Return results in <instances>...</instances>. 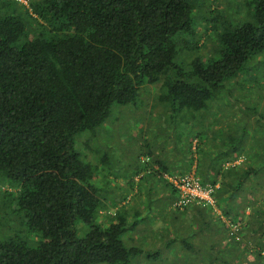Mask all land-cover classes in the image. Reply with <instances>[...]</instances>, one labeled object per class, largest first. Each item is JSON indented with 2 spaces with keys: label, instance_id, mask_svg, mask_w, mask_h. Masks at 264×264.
Listing matches in <instances>:
<instances>
[{
  "label": "trees",
  "instance_id": "1",
  "mask_svg": "<svg viewBox=\"0 0 264 264\" xmlns=\"http://www.w3.org/2000/svg\"><path fill=\"white\" fill-rule=\"evenodd\" d=\"M206 1L0 0V231L8 232L0 264H132L171 243L149 238L151 253L131 245L136 237L127 233L154 202L148 194L105 195L100 169L87 160L95 133L83 132L95 131L115 102L135 104L143 84L160 80L165 108L215 109L227 80L264 51V0H246L244 20L230 17L233 7L220 0L207 10ZM207 45L216 57L177 60ZM218 106L226 120L194 136L196 150L209 153L199 165L171 173L156 165L172 205L192 216L173 223V238L183 243L179 252L202 253L199 264H264V175L255 182L264 152L245 141L252 115L235 121L236 109ZM172 177L212 188L214 202L178 204L182 191Z\"/></svg>",
  "mask_w": 264,
  "mask_h": 264
},
{
  "label": "rangeland",
  "instance_id": "2",
  "mask_svg": "<svg viewBox=\"0 0 264 264\" xmlns=\"http://www.w3.org/2000/svg\"><path fill=\"white\" fill-rule=\"evenodd\" d=\"M210 1H206V7L209 6L207 10L215 7L212 5L213 3L210 6ZM220 2L227 8L233 7L229 12L233 19L244 20L249 12L246 0H220ZM202 27V35L208 34L204 26ZM209 37L214 41L213 36ZM192 38L189 37V39ZM202 38L206 39V37H198V41H203ZM213 45L211 52L208 51L210 45L202 48V51L186 50L184 55L181 58L179 56L177 60H187V57L190 56L203 58L204 56L200 52L203 55L211 53L212 57H216ZM241 75L236 79L227 80L229 83L221 89L217 104L220 105V108L221 105H229V109L231 107L236 109L234 110L235 115H233L235 121L240 118L244 122L245 118L241 115H252L253 124L250 123L245 129L247 136L245 141L251 145L254 144V150L260 148V151L264 152V51L249 58L246 69ZM162 83L160 80L155 83L143 84L140 88L139 99L135 104L115 102L110 115L95 131L83 132L84 136L90 135L92 132L95 133L91 142L95 153H89L90 157H94V159L87 158V160L100 169L103 175L101 181L105 183L103 190L105 195L113 196L130 192L135 193L136 197L140 194H148L149 196H145L149 199L147 201L153 200L154 205L150 211L144 204L142 217L145 220L137 228L127 233L128 237H136L131 245L144 246L148 253H151L156 248L149 246L152 244L149 242V238L152 241L164 242L165 237H171V243L161 244L158 248L160 251L158 257H153L151 260L145 259L144 255H147L145 252L140 255L143 256V259L140 256L135 257L132 264H199L197 258L202 257V253L198 257L196 251L193 253L179 252V248L184 247L180 240L175 241L173 238H177V234H179L174 232L173 223H176L178 228L179 225L188 223L192 216L188 214V210L184 211L187 208L181 210L172 205L173 195L169 196L168 187L164 185L166 181L160 179L156 165L160 162L161 165L168 167L169 172H175L179 167L185 169L188 165H199L198 162L201 163L209 153L203 156V152L208 149L206 146L203 151H200L201 148L196 150L195 134L202 133L205 136L206 127H210L213 120H226L227 112L223 113L222 108L221 111L217 110V108L219 109L217 104L211 111L206 109L194 111L188 108L178 111L167 109L159 101ZM237 89L241 93V97H239L240 93L237 92ZM208 117H211L212 120L209 121ZM233 125L235 128L236 124ZM242 130L241 126L240 129H236V132H242ZM209 132L210 130L207 131V133ZM212 136L213 134H211ZM99 140H102L103 145L98 143ZM78 146L87 152L81 142ZM211 156H213L215 164L220 163L222 156L217 155V151L213 152ZM263 175L264 173H260L255 182H261ZM164 177L168 176L164 175ZM120 187H127L130 190L126 188L128 190L126 191ZM139 188L141 191H138ZM142 198L140 197V200ZM134 200L138 206V199L133 198V202ZM163 220L168 223V227L162 224ZM191 232L189 231V233ZM5 233L8 232L0 231V238ZM222 247V250H225V246ZM195 260L197 261L195 262Z\"/></svg>",
  "mask_w": 264,
  "mask_h": 264
},
{
  "label": "built area",
  "instance_id": "3",
  "mask_svg": "<svg viewBox=\"0 0 264 264\" xmlns=\"http://www.w3.org/2000/svg\"><path fill=\"white\" fill-rule=\"evenodd\" d=\"M23 1L25 2L26 0ZM171 180L182 191V199L178 204H181L182 206L187 205L197 198L207 200L210 203L214 202L211 194L212 188H205L196 180L194 181L191 177H184L182 180L172 177ZM232 226L235 230H237V226L235 224Z\"/></svg>",
  "mask_w": 264,
  "mask_h": 264
}]
</instances>
